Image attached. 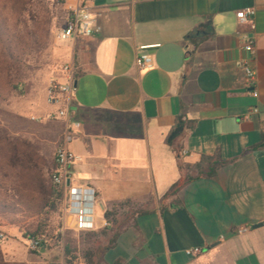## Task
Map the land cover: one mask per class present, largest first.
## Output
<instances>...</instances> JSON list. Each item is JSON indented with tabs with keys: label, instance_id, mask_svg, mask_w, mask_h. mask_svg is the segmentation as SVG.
Masks as SVG:
<instances>
[{
	"label": "crops",
	"instance_id": "obj_1",
	"mask_svg": "<svg viewBox=\"0 0 264 264\" xmlns=\"http://www.w3.org/2000/svg\"><path fill=\"white\" fill-rule=\"evenodd\" d=\"M86 5L99 30L66 45L77 75L79 128L67 145L78 157L72 182L95 191L97 217L128 202L139 211L137 260L264 264V0ZM246 8L255 11L251 27L235 17ZM246 32L254 39L257 97L241 69ZM140 53L150 56L151 69L136 66ZM202 156L224 164L211 178L190 172L193 179L166 197L184 175L178 165ZM189 248L202 254L189 258Z\"/></svg>",
	"mask_w": 264,
	"mask_h": 264
},
{
	"label": "rangeland",
	"instance_id": "obj_2",
	"mask_svg": "<svg viewBox=\"0 0 264 264\" xmlns=\"http://www.w3.org/2000/svg\"><path fill=\"white\" fill-rule=\"evenodd\" d=\"M66 18L65 0H0V48L8 44L13 50L8 68L10 84L2 75L0 56V128L11 137L35 145L48 166L44 168L48 174L54 168L59 133L64 130L61 120L49 117L46 99L50 84L62 81V68L68 65L67 42L56 38ZM2 169L0 185L6 189L20 186L24 201L33 197L29 188L19 185L15 170L10 173L7 167ZM4 173L6 177H2ZM123 209L117 224L110 227L108 238H95L92 233L100 230L75 232L70 228L62 200L59 208L48 214L36 215L25 206H15L10 211H0V250L9 264H86L85 254L97 246L108 247L109 237L116 232L115 245L102 257L95 256V263L150 264L147 259H136L138 238L133 219L126 220L124 216L132 212V206ZM39 224L46 226L43 253L40 249L31 250L29 239L25 238L31 226Z\"/></svg>",
	"mask_w": 264,
	"mask_h": 264
},
{
	"label": "built area",
	"instance_id": "obj_3",
	"mask_svg": "<svg viewBox=\"0 0 264 264\" xmlns=\"http://www.w3.org/2000/svg\"><path fill=\"white\" fill-rule=\"evenodd\" d=\"M87 0H65V10L67 13L66 24L56 33V38L61 42H68L79 37H89L98 32V27L94 24ZM255 11L246 8L236 12L235 17L238 25L251 27ZM242 50L246 57L241 64L245 85L249 88L250 95L257 97L256 73L252 67V56L254 55V39L251 33L246 32L241 36ZM141 50H145L141 48ZM135 64L142 70L152 68V60L149 55L140 53ZM62 81H54L50 84L47 92V104L54 110L49 117L54 120L64 122V133L60 144L54 153L55 168L50 174L53 185L62 191V211L71 229L75 232H92L111 226L110 222L104 218V213L97 217V213L102 214L100 204L93 189L77 186L72 182L71 169L78 160L67 147L71 140L70 133L79 128V123L74 119L72 109V94L74 92L75 69L72 65H65L62 68ZM252 113L258 112L257 108H252ZM68 183V184H67ZM2 238V235H0ZM28 247L31 250L39 249L40 242L29 240ZM189 258H194L202 254L200 248H189L184 251Z\"/></svg>",
	"mask_w": 264,
	"mask_h": 264
},
{
	"label": "trees",
	"instance_id": "obj_4",
	"mask_svg": "<svg viewBox=\"0 0 264 264\" xmlns=\"http://www.w3.org/2000/svg\"><path fill=\"white\" fill-rule=\"evenodd\" d=\"M12 52L13 50L8 44L0 48L1 65L3 70L2 75L7 84H10V70L8 68L12 60ZM76 77L77 75H74V78ZM1 102L2 99L0 91V103ZM261 146H264V143L261 144ZM223 164V161L220 160L219 157L209 156H202L200 161L193 166L179 164L178 167L184 175L177 183L170 187L165 196L168 197L176 195L184 185L191 181L193 177L189 174L190 172L194 173L197 177L211 178ZM2 167H7L10 173H13L15 170L16 177L18 178L17 180L20 182L19 185L22 184L24 187L29 188L33 193V197L29 198L28 201H24L20 186L6 189L4 185H0L1 212H5L6 210L10 211L15 206L20 205L25 206L28 210L34 211L36 215L55 212L59 208L62 200V191L60 188L53 185L50 180V174L54 170L55 164L53 165L54 168L51 173L48 174V171L44 169L48 166L44 163L35 145L26 140L11 137L4 129L0 128V172L3 170ZM2 177H6V173H4ZM8 192L11 193L10 196L6 195ZM175 202L176 201H174V203ZM124 206L126 207L132 205L129 202L125 203V205H120V210L123 209ZM137 214H140L139 211L134 210V207L132 206V212L128 215L125 214L124 216H126V220H129L130 218L133 219ZM119 215V210L116 208H112L111 210H106L104 212V218L110 222L111 226L117 224V218ZM45 227L46 226L41 224L31 226L30 231H27L28 235H26L25 238L39 241V249H41L45 246V229H43ZM110 227L99 229V233H92V236L95 238H108ZM117 238L118 234L115 232L108 239V247L103 248L97 246L92 251H88L85 254L86 264H97L94 262L95 256L96 258H99L100 256L102 257L104 251L110 250V246L115 245ZM0 264H9L5 260L1 250Z\"/></svg>",
	"mask_w": 264,
	"mask_h": 264
},
{
	"label": "water",
	"instance_id": "obj_5",
	"mask_svg": "<svg viewBox=\"0 0 264 264\" xmlns=\"http://www.w3.org/2000/svg\"><path fill=\"white\" fill-rule=\"evenodd\" d=\"M68 184V183H67ZM101 209H102V207H101ZM263 224H261V223H259V224H256V225H253V229H255V228H258V227H261ZM40 253H43L44 252V247H42L41 249H40V251H39Z\"/></svg>",
	"mask_w": 264,
	"mask_h": 264
}]
</instances>
